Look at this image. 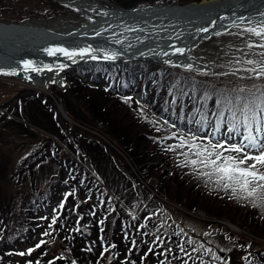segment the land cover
<instances>
[{
    "label": "rangeland",
    "instance_id": "374dc122",
    "mask_svg": "<svg viewBox=\"0 0 264 264\" xmlns=\"http://www.w3.org/2000/svg\"><path fill=\"white\" fill-rule=\"evenodd\" d=\"M66 1L74 2L75 0H0V22L4 23L6 21L5 23L12 25H14L13 23H21V21L17 22L13 20L11 22L10 19H8V16H6L8 11L4 10L5 7L13 9L17 8L19 12L25 13L27 15V17L23 20L25 21L23 25L26 27L52 34H63L73 28L83 27L87 22L93 21L95 19V15L101 14L96 12L91 18H89L88 14L80 10L73 9L74 13L62 15L58 18H52L50 16L52 5H57L60 9L59 11H61L62 9L59 3H66ZM102 1L103 0H93L92 4L102 5ZM108 1L114 6H136L139 2L143 1H157L158 4H163L171 0ZM260 26L264 25L257 24L236 27L226 35L215 37L210 41L205 42L203 45L197 48L195 56L193 57V63H195V67L198 70L190 69V71H181V73L179 71H169L168 74L170 75H165L166 78L159 77L165 73L159 72L158 70H153L148 74H139V71L132 73L131 71L129 76H136L138 74L141 75V77L138 75L137 79L140 78L142 84L145 83V78L149 79L150 75H154L152 79H149L150 82L152 80H157L158 84L160 85H169L167 87L169 91L164 94L165 98L164 96L162 97L163 100L161 103L163 104H157L155 109H151L149 106H145L139 101L140 107L138 110L141 114H144L143 118H138V116L134 113L130 114V111L126 109V107L123 108L120 105H118V109H110V115L112 117H119V114L121 113L126 114L128 118H130L131 121L136 125L134 127L135 133L147 131L149 126V129L152 132L145 133V135L156 140V138H164L168 134V131H164L162 127H159L160 124L156 109L168 102L167 99L170 93H172L174 97V99L171 101L173 108H175L179 100L186 99L187 101L191 102L192 108L195 107V110L192 112V114H196L200 112L205 113L202 111V107L208 104L206 103L208 97L207 92H214L212 87L208 89L209 86L206 83H213V88L216 89V91L217 89L221 88L222 92L223 89H231L235 86L238 90L251 92V87L264 86V77L256 79L254 73L242 70L253 67V65L244 63V61L248 59H252L264 64V55H261V53H264V48L255 46L252 48L248 47L249 43L258 45L264 41H261L258 37L245 31L246 28ZM139 35H141V33L135 30L133 36L138 37ZM115 69L118 71L117 74H119L125 68L122 66H115ZM58 71L59 70L56 72ZM117 71L112 72L111 70V76L117 78ZM197 74L200 75V77H196ZM7 77L12 78V75ZM103 81L106 82H103V85L107 84L111 81V78L103 79ZM15 82L16 81L13 80L0 79V188L7 189L11 194L10 196L6 197L0 195V207L4 209H1L4 213V216H8L9 211H11L13 208L21 207L29 202L26 201L17 203L21 196L28 192V188L30 187L28 181L25 183L24 175L17 172L16 169V163L21 155L26 152L34 143H36V145L41 149L55 147V141L60 142V144H63L64 142L68 143V140L66 139L67 135L55 125L52 115L48 110L53 109L54 111H58L60 123L65 127L68 135L73 133V131L75 135H77V133L80 131H87V126H91L90 122L92 121V118L89 116V112L85 108V102L77 99L76 97L68 96L67 92H64L63 88L61 89L58 86L47 85V87L52 86L59 90L49 88V96L40 95V97L37 98L36 95L32 98L30 93L34 94V92L30 91L29 93L28 90H25L27 89L25 87H30L31 85L35 86L34 83L24 81L22 84H18V81L16 83ZM98 88H102L100 90L107 94L104 91V87L98 86ZM66 89H69V87ZM144 89L145 87L140 88L137 85L132 95L135 98L138 97L139 99H143L146 94L141 93V91ZM150 89L155 88L154 86H151L147 89V91L149 92ZM110 93H112V91H110ZM17 95L19 96L18 103L24 100L23 109L26 110V112L24 111L23 114H21L23 109H17L18 103L15 102ZM42 98H46L47 100L45 107L41 103ZM6 106H10V112L4 115L7 122L3 121L4 118L1 117L2 112H6V109L8 108ZM13 107L17 109L15 112H13ZM206 114L213 116L211 113ZM9 120L18 122L23 126V128L15 124H9ZM26 126H28V128H26ZM87 133L90 136H98V134L94 131H89ZM178 136L179 138H184L182 134ZM77 138H80V136H77ZM143 143L145 148H148L145 153L151 151L156 153L170 151L158 146L156 142L154 143L157 147H153L152 143L147 139H143ZM70 151L72 156L75 157L73 160H75L80 165L85 173H87V171H92L88 166L91 165L94 167V169L102 171L105 177L111 182L118 180V178L124 179L125 176H123V173L119 172L117 169L119 163L120 168L123 171H125L130 177L137 179L138 182L142 183V190H148L150 195L152 191V193L159 196L152 198V202H150L151 204L148 206V208L152 209L151 211H153L154 219L158 220L161 224V231L155 232L154 235L156 237L160 236L157 242L162 254V260L164 258L172 257V254L174 253H182L183 256L186 255L185 251L187 249H183L182 251L181 245L179 243H168L165 242L167 239L163 238L164 234L176 235L177 233L170 231V229L175 226L183 228V231H191L189 229L197 231L194 238H196L198 243L201 245L196 251H191V254L189 255L190 257L194 255L192 258L197 257L198 259H203L204 257L198 254L203 248V253L207 257H210V255L216 253L214 250L215 248L221 250L224 248L215 237L210 238L208 235L202 233V231H207L206 225L208 224L224 226L230 231L236 233L240 238L244 240H255L264 246V227L260 226V221L256 219L254 214L256 213V209H259L258 215L264 213V207L261 206L259 208L258 204L261 205L260 201H256L257 206H255V208L252 202L244 199L231 200L228 204H223L217 200H213L216 192L214 188H209L205 191H202V193L194 189L193 193H197L198 196L202 197V199L198 198L196 194H194L192 197H189L181 193L180 196L178 195V192L181 190V188L176 187V183H178L179 180L160 179V174L157 172L156 176H151L155 178L146 180V176L141 175L137 170V164L126 152L125 147H115L114 155L112 157H108V155L102 156L98 152L96 156L98 157L99 162L97 163L92 160L89 155L88 148L84 145L81 153H79L78 150L74 148H71ZM173 153H175L178 158L179 169L172 172L171 176H180L186 172L190 173L191 175H195L200 181V183L196 185V188L198 186L208 187L213 184V182L208 181L205 176L200 175L198 171L193 170L191 165L183 166L185 161L184 155H180L178 151ZM189 158L194 159L195 157L189 154ZM156 159V156L153 159L151 157L148 158L150 164H152V162L154 163ZM164 160L165 164H170V166L173 164L171 159L164 158ZM59 161L72 162L75 171L79 172V167L74 164L71 158L60 157L57 154L54 165L46 166L44 168L46 177L50 178L54 175L56 169L58 168ZM200 171L206 172L207 169L201 168ZM42 173L43 171L41 170L37 171L36 176L42 177ZM130 184L131 187H134V184ZM157 203H160L161 206L156 207ZM5 208L7 209L5 210ZM103 216L106 217V212L99 211L97 213L95 217L96 227L93 231H98L99 225L97 224V220L101 219ZM114 216L115 215H108V221H113V223H115L113 220ZM109 222L104 225L106 231H109L110 229L113 230L111 223ZM149 222L152 224V220ZM152 226L155 227L153 224ZM219 229L224 228L219 227ZM159 239L164 240L166 245L161 246ZM52 245L53 250L61 251L62 242L60 240L52 242ZM231 247L234 246L231 245ZM62 253L65 254L63 258L66 261L71 259L72 253H65V251H62ZM58 254L59 253L54 255L59 258ZM231 260L232 259H229L228 257H220L214 262L216 264H231Z\"/></svg>",
    "mask_w": 264,
    "mask_h": 264
},
{
    "label": "bare ground",
    "instance_id": "6f19581e",
    "mask_svg": "<svg viewBox=\"0 0 264 264\" xmlns=\"http://www.w3.org/2000/svg\"><path fill=\"white\" fill-rule=\"evenodd\" d=\"M92 1L58 2L64 10L62 14L52 18L74 13L73 9L88 14L89 18L96 12L101 13L95 15V19L83 27L73 28L63 34L31 29L23 25L25 21L13 23L14 25L7 24L6 21L0 22V27H3L0 30V73L15 72V78L12 80L18 81V84L24 81L34 83L35 86L25 87L29 93L34 92L30 93L31 96H49V88L59 89L47 85L62 89L65 85L66 71L69 70L70 73L79 68L70 64L92 62L96 65L107 64L115 67L130 62H145L182 71H190L187 66L191 65V70H198L193 63V57L197 48L205 42L226 35L232 28L241 25L251 26L257 23L264 25V0H201L171 6L153 1L134 8L114 6L108 0H103L102 5L92 4ZM135 30L141 35L133 36ZM9 36L15 39H12L14 42L5 40ZM50 47H64L69 50L90 47L95 51L91 55L83 57L78 55L70 60L60 53L48 55L45 49ZM178 48L184 49L183 54L176 52ZM105 53L109 56L114 53L115 58H105ZM92 56L96 58L93 59ZM24 61H32L41 71L23 70ZM48 67L52 70L49 71ZM57 70L59 71L56 72ZM87 78L95 86L104 87L108 95L132 97L136 89L124 83L113 87L111 81L103 85V79L111 78L109 72L102 74L98 79H94L92 75H88ZM147 89L141 91L146 94L143 99L133 96L134 99L149 104L147 96L150 90L148 92ZM16 97L19 98L18 95ZM150 105L154 107L153 104ZM8 112L10 111L6 110L2 113L5 115ZM32 147L34 150L38 148L35 150L36 153L41 150L38 161L50 157L49 153L52 151L55 152V147L41 149L36 143L32 144ZM49 162L54 165L52 160ZM113 167L115 168L114 165Z\"/></svg>",
    "mask_w": 264,
    "mask_h": 264
},
{
    "label": "trees",
    "instance_id": "16d2710c",
    "mask_svg": "<svg viewBox=\"0 0 264 264\" xmlns=\"http://www.w3.org/2000/svg\"><path fill=\"white\" fill-rule=\"evenodd\" d=\"M192 1L200 2L201 0H171L167 3H163L165 5H175V4H186L190 3ZM153 1H143L139 2L137 5L141 4H150ZM157 2V1H155ZM158 3V2H157ZM136 5V7H137ZM126 7H132L134 8V5H128ZM62 10H64L61 7ZM4 10L8 11L7 15L8 19L13 21H23L27 15L25 13L19 12L17 8H8L5 7ZM50 16L56 17L60 14H62V10L59 11V7L57 5H52ZM118 66H122L125 69H132L133 72L139 71L141 72H147L150 73L153 70H159L160 72L167 73V71H179L181 73V69L176 68H170L162 65H157L153 63H145V62H130V63H124L119 64ZM101 67H104V70L102 73L99 71ZM86 76L92 75L94 79H98L102 74L108 73L109 69L112 68V65L107 64H93L90 63L86 67ZM80 68H75L74 70H78ZM69 73V70L66 71V74ZM7 76H0V79L5 80H12V78H15L14 75H12V78H8ZM196 77H200V75L197 74ZM220 85V84H219ZM155 88V87H154ZM231 89H222L219 88L217 91L219 92L217 95H235L232 91H229ZM229 91V92H227ZM102 92V93H101ZM101 92H97L95 90H87L84 89L81 85L76 83H70V88L68 90L67 95L70 97H76L77 99L85 102V108L89 112V115L92 118V121L90 122V127L93 131H96L97 133L101 134L103 133V139H97L94 136L93 137H87L86 134H79L81 135L78 140H80L84 146H86L89 150V155L92 158V160L97 163L99 162L98 157L96 156L98 152L102 156L112 157L114 155L113 147H125L126 152L132 157V159L137 164V170L140 172L141 175L146 176V180H149L152 178L151 176H156L157 173L160 174V179H173L179 180L178 183H176V187H182L181 190L184 191V194L192 197L191 191H193V188H190L185 183L187 182H181V180L177 177L172 175L171 176V166L170 164H165V160L161 154L157 155L154 151L145 153V151L148 148H145L143 139L145 136L143 134H138L134 132L133 130V124L130 123L129 118L124 115L123 113L119 114V117H112L109 113L110 109H118V102H114L113 99L109 98L102 90ZM156 93V88L151 89L150 93L148 94L147 98L149 99V104H152L151 98L152 94ZM245 95L244 93H241ZM241 95L242 97H244ZM207 98L213 100L216 98V96L213 93L207 92ZM34 96H32L33 98ZM122 97V96H120ZM236 97H233V99L236 100ZM127 98V97H123ZM30 99V98H29ZM174 97L171 94L169 97L168 103H165L164 106L167 107V116L170 117L173 114H176L175 108L172 107L171 100H173ZM183 100V101H182ZM179 100L178 103H184L187 105V107L192 108L191 102L187 101L186 99ZM222 100H225L223 98ZM131 101H138L136 99H133ZM15 102L18 103V99H15ZM24 100H22V103ZM113 102V103H112ZM6 110L10 111V106ZM155 107V105H154ZM153 107V109H154ZM26 112V110L23 109V112L21 114ZM221 111H218L216 108H212V113L217 115ZM109 114V117H106V115ZM73 116V115H72ZM224 116V112H223ZM2 118H4L3 121L7 122L4 114L2 113ZM174 115L173 119H177ZM9 124H15L21 128H23L22 125H20L18 122L15 121H8ZM182 128V126H179ZM28 128V126H26ZM101 132V133H100ZM88 134V133H87ZM55 149V148H54ZM41 150L37 153L35 152L34 148L31 146L26 152H24L21 157L18 159L16 163V169L17 172L24 175L25 183L28 181L30 187L28 188V192L23 194L17 203H22L29 201L27 204L13 208L11 212V218L17 215L25 216L28 220H30L32 223L38 225L40 222V212L33 211V203L34 208H37V205L40 204V200L35 201V197L41 196L46 199H49L53 203H56L58 206V214L59 217L65 218V220H77L82 217V210L84 206L93 207L96 208V203L99 206H102L106 212L112 211L113 207L116 208L115 216L117 218V227L119 228H132L131 225L128 222V218L125 214H123L122 210L113 205L110 202V195L102 190L98 183L91 177H88L84 170L80 167V165L72 159L75 165L79 167V172H76L74 169V166L72 162L70 161H59L58 162V168L56 169L54 175L50 178L46 177L44 168L46 166H51L49 160H52L53 163L55 162L57 154L60 157H65V155L59 151H56L53 155L49 153L48 158L39 160ZM156 156V161L152 164L149 163L148 158L151 157L152 159ZM170 159V158H168ZM3 166V165H2ZM89 168L93 171H95L94 167L91 165H88ZM81 169V170H80ZM43 171L41 174L42 177L36 176L37 171ZM157 172V173H156ZM65 180H70L74 182L73 188L70 191V194H66V191H60L56 188V185H61V183L65 182ZM119 180V178H118ZM115 184L119 187V191H117L119 197L122 200H127V189L124 186L119 185V183L114 180ZM124 184H126V181H123ZM109 184V183H108ZM112 189L115 188L112 185L110 186ZM114 190V189H113ZM179 191L178 195L181 196V192ZM144 193H146V190H143ZM0 195L2 196H10L11 194L9 191L5 188H0ZM89 199H96V203L86 202ZM144 201V200H143ZM259 208L261 207L260 204ZM0 207V211L4 210ZM7 208H5L6 210ZM258 210L256 209V213H254L256 216L259 217L260 226L264 227V213L258 215ZM4 217H2L3 219ZM1 220V217H0ZM10 229V228H9ZM9 229H7V234L9 233ZM27 228L22 227V230H26ZM117 235L122 236L124 238V244H120L119 246V252L114 253L112 256L110 254L109 249H111L110 246H102V243L99 244L98 248V242H95L93 244V241L90 242L89 246V254H83V253H76L75 258L77 261L82 264V262H85L87 264H162V255L161 257L158 256V254H161L160 247L156 244L154 238L147 233L146 231H117ZM5 238L3 242L6 240ZM2 242V243H3ZM1 243V244H2ZM134 246V249L130 250V247ZM0 246V250H1ZM128 248L129 250H126ZM108 251V252H107ZM107 252V253H106ZM106 253V254H105ZM37 258V256H34L32 260Z\"/></svg>",
    "mask_w": 264,
    "mask_h": 264
},
{
    "label": "snow or ice",
    "instance_id": "6c2138e0",
    "mask_svg": "<svg viewBox=\"0 0 264 264\" xmlns=\"http://www.w3.org/2000/svg\"><path fill=\"white\" fill-rule=\"evenodd\" d=\"M207 31V29H203ZM246 32L258 37L264 41V26L249 27ZM264 48V42L253 45L249 43L248 47ZM48 55L53 56L57 53L63 54L68 59H73L76 56L83 57L91 55L95 50L83 48L79 50H69L64 47H50L45 49ZM176 52L183 54L184 49L178 48ZM264 55V53H261ZM95 59V56H92ZM105 58H115V54L109 56L105 53ZM248 65H253L251 68L242 69L243 71L254 73L256 79L264 77V64L252 59L244 61ZM23 70L39 72L40 68L33 65L32 61H24L22 64ZM191 69V65L187 66ZM51 71V67H48ZM4 75H15V72L0 73ZM243 91V90H241ZM241 101H243L241 103ZM225 104L227 111L231 113L227 121L224 120L223 110L218 114V121L215 131L219 132L221 126L227 123V140H231L234 135L242 137L241 142L228 144L225 141L213 142L212 139L207 140V143H196L198 137H193L191 140L180 138V143L175 146L169 145L167 150L175 151L176 149L187 148V152H183L185 161L183 166L191 165L193 170L198 171L200 175L213 182L217 188L228 191L237 199L249 200L253 206L256 201L261 202L264 207V92L259 95H254L250 98L237 96L235 102L231 99L217 101V105ZM243 128V132H241ZM174 137H169V139ZM255 151L258 154H251ZM189 153L194 159L189 158ZM208 169L206 172L200 169ZM56 220L53 219L52 224ZM52 225H49L51 227ZM49 235V233H45ZM43 243V241H42ZM40 245H37V248ZM183 251V248H181ZM33 249H29L27 254H30ZM26 253H20L25 255Z\"/></svg>",
    "mask_w": 264,
    "mask_h": 264
},
{
    "label": "water",
    "instance_id": "95a60500",
    "mask_svg": "<svg viewBox=\"0 0 264 264\" xmlns=\"http://www.w3.org/2000/svg\"><path fill=\"white\" fill-rule=\"evenodd\" d=\"M3 27H0V30L2 29ZM12 36H9V38H6L5 40H8V41H13L14 42V38H11ZM12 39H14V40H12ZM17 43H18V41H16L15 42V45H17ZM12 45V44H11ZM20 76H21V74H20Z\"/></svg>",
    "mask_w": 264,
    "mask_h": 264
}]
</instances>
